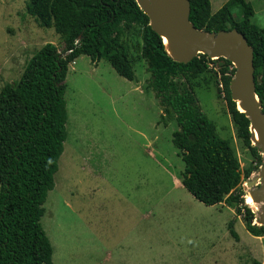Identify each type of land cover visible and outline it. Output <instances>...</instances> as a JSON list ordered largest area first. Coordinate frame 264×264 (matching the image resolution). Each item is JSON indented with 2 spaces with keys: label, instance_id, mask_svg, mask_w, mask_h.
Wrapping results in <instances>:
<instances>
[{
  "label": "rangeland",
  "instance_id": "374dc122",
  "mask_svg": "<svg viewBox=\"0 0 264 264\" xmlns=\"http://www.w3.org/2000/svg\"><path fill=\"white\" fill-rule=\"evenodd\" d=\"M223 1L210 0V12ZM245 1L252 9L250 21L264 27V0ZM25 3L0 0V87L19 77L42 44L63 49L51 27L39 26L25 13ZM232 13L240 18L238 3ZM120 39L133 80L116 74L105 60L91 63L82 54L67 65L66 135L39 219L52 264H264V235L245 230L239 203L203 205L178 186L183 163L171 143L177 125L171 114L159 120L157 98L146 86L149 74L140 56L139 27L125 29ZM213 67L190 81L193 94L217 135L229 141L240 168H252L255 159L234 135L217 87L218 64ZM246 204L253 223L260 225L261 212ZM230 221L237 240L228 233ZM94 238L112 251L111 260L78 245Z\"/></svg>",
  "mask_w": 264,
  "mask_h": 264
},
{
  "label": "trees",
  "instance_id": "16d2710c",
  "mask_svg": "<svg viewBox=\"0 0 264 264\" xmlns=\"http://www.w3.org/2000/svg\"><path fill=\"white\" fill-rule=\"evenodd\" d=\"M187 1L188 20L195 28L207 32L235 28L245 37L252 49L254 92L264 111V27L250 21V5L245 0H227L210 12L209 0ZM234 3L241 7L238 20L233 18ZM25 13L39 26L51 27L63 49L59 52L50 42L42 44L25 61L19 77L0 87V264H52L51 246L39 219L66 135L67 65L82 54L91 63L105 60L116 74L133 80L120 37L134 25L139 27L140 56L149 74L146 86L160 106L159 120L171 114L177 125L171 143L183 163L181 186L203 205L239 203L245 230L264 235V225L253 223L241 186L262 161L252 144L248 119L229 97L228 82L234 72L230 61L201 53L186 63L176 61L135 0H26ZM214 64H218L234 135L255 159L252 168H240L229 141L217 135L193 94L192 82L213 70ZM232 223H227L228 233L237 240Z\"/></svg>",
  "mask_w": 264,
  "mask_h": 264
},
{
  "label": "water",
  "instance_id": "95a60500",
  "mask_svg": "<svg viewBox=\"0 0 264 264\" xmlns=\"http://www.w3.org/2000/svg\"><path fill=\"white\" fill-rule=\"evenodd\" d=\"M164 1L165 9L159 11L154 0H135L139 9L147 16L150 29L161 39L165 37L177 54L173 57L168 53L176 61L186 63L197 53H201L211 59L223 57L231 62L234 72L228 82L229 97L235 102L236 109L248 119L251 139L252 130L257 133L258 141L252 144L258 147L264 161V111L254 92L252 49L245 37L235 28L216 32L197 29L188 20L187 0ZM254 172L257 175L251 177L250 173L243 184L249 188L248 193L253 201H264V162ZM258 179L260 181L257 183ZM257 221L264 225V211L259 213Z\"/></svg>",
  "mask_w": 264,
  "mask_h": 264
},
{
  "label": "bare ground",
  "instance_id": "6f19581e",
  "mask_svg": "<svg viewBox=\"0 0 264 264\" xmlns=\"http://www.w3.org/2000/svg\"><path fill=\"white\" fill-rule=\"evenodd\" d=\"M155 1V5H156V8L159 10V11H163L165 9V1L164 0H154ZM163 39V43L164 45L167 44V50L169 52V54L173 57H175L177 54L173 51V49L170 47L169 43L167 42L166 38L165 37H162ZM165 41V42H164ZM166 43V44H165ZM240 109V108H239ZM241 110V109H240ZM253 141L254 142H257L258 141V135L255 131H253ZM264 162V161H263ZM255 175H257V173L255 172L254 173ZM253 175L251 174V177ZM260 181V179L257 180V183ZM249 189V188H248ZM246 193H247V190H246ZM246 202L249 204V206L251 208H253L255 211H258V212H263L264 211V201H253V199L251 198V195L249 193H247L246 195ZM245 202V203H246Z\"/></svg>",
  "mask_w": 264,
  "mask_h": 264
},
{
  "label": "crops",
  "instance_id": "0c3cea01",
  "mask_svg": "<svg viewBox=\"0 0 264 264\" xmlns=\"http://www.w3.org/2000/svg\"><path fill=\"white\" fill-rule=\"evenodd\" d=\"M209 2H210V0H209ZM224 3V1L223 2H221V4H219L218 6H217V8L215 9V10H217L222 4ZM209 6H210V3H209ZM215 10H212V12H214ZM75 59V58H74ZM73 59V60H74ZM73 62V61H72ZM226 110V109H225ZM173 181V180H172ZM174 182V181H173ZM178 182V186H181V184H180V182L179 181H177ZM62 204L65 206V207H67V208H69V206H70V203L69 202H67V201H64L63 200V202H62ZM235 216H237V217H235ZM234 219H236V220H240L239 219V216L238 215H234ZM79 246L80 245H85V246H88L89 247V249L88 250H91V251H93V253L94 254H103V255H106V258H105V260H107V261H109V260H111L112 259V256H111V250H109V249H107V248H105V247H103V246H105V245H103V240L102 239H100V238H94L93 239V242H88V243H82V241H81V244H78ZM115 246L117 247L118 245L117 244H115ZM52 263V262H51Z\"/></svg>",
  "mask_w": 264,
  "mask_h": 264
},
{
  "label": "built area",
  "instance_id": "2783aa9c",
  "mask_svg": "<svg viewBox=\"0 0 264 264\" xmlns=\"http://www.w3.org/2000/svg\"><path fill=\"white\" fill-rule=\"evenodd\" d=\"M217 85H218L217 86L218 89L222 92V84H221V82L219 81ZM222 95H223V92H222Z\"/></svg>",
  "mask_w": 264,
  "mask_h": 264
}]
</instances>
